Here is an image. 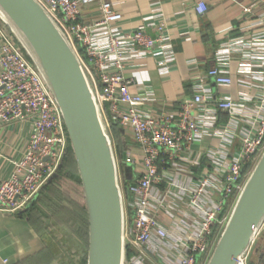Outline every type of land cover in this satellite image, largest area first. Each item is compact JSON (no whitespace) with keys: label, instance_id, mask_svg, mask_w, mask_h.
Listing matches in <instances>:
<instances>
[{"label":"built area","instance_id":"built-area-1","mask_svg":"<svg viewBox=\"0 0 264 264\" xmlns=\"http://www.w3.org/2000/svg\"><path fill=\"white\" fill-rule=\"evenodd\" d=\"M38 1L73 45L107 127L114 122L130 130L135 141L124 160L131 167L130 180L125 181L121 174L115 153L125 246L134 250L127 264H150L156 255L163 256L166 264H207L264 153V35H254L242 52L251 60L249 71L259 69L255 95H245L241 103L231 96L216 98L206 79L212 77L218 85L227 86L234 79L227 70L215 66L194 73V96L179 110L163 108L153 116L147 113L152 104L125 69L128 57H138L136 50H142L158 57L161 73L170 72L176 53L166 22L156 24V35L152 36L144 29L121 30L116 24L122 14L108 1ZM97 2L99 18L81 19L83 8ZM196 10L204 14L208 6L200 2ZM0 38V124L29 120L32 125L25 153L15 162L11 176L0 183V210L15 214L24 211L58 172L70 139L60 105L46 80L1 23ZM224 113L227 119L221 122ZM209 136L218 137L221 144L207 152L211 166L198 173L205 154L197 146ZM236 138L240 139L239 147L231 152ZM176 205L186 218L169 230L162 217L170 215ZM217 225L219 232L213 236ZM263 229L264 221L237 264H250Z\"/></svg>","mask_w":264,"mask_h":264},{"label":"crops","instance_id":"crops-1","mask_svg":"<svg viewBox=\"0 0 264 264\" xmlns=\"http://www.w3.org/2000/svg\"><path fill=\"white\" fill-rule=\"evenodd\" d=\"M104 1L111 2L114 9L122 14V19L116 26L123 31L144 29L155 36V25L162 20L167 24V33L172 38L176 53V61L170 72L161 73L157 65L158 57L147 51L136 50L139 56H129L126 63V75L137 80L138 89L152 104L147 107V113L156 116L163 108L179 110L183 102L194 96V73H204L215 66L227 70L234 79L230 86L218 85L212 77L206 79L216 98L231 96L237 103H241L245 95L257 93V86L260 84L259 69L250 72L251 60L244 57L242 52L254 35H264V24L260 23V20H264V3L259 0ZM200 2L208 6L204 14L196 10ZM246 7H251L252 11L246 12ZM99 16L97 2L83 8L81 19L92 21ZM238 39L244 44L239 45ZM1 42L0 38V46ZM165 104L167 105L164 106ZM226 119L227 115L222 114L221 122ZM110 129L113 133L111 127ZM31 130L29 120L0 124V183L11 176L15 162L25 153ZM127 131L133 138L131 131L122 127L118 136L126 139V146L121 150V161H124L126 150L135 146V143H128ZM239 143L240 139L236 138L231 152L239 147ZM220 144L218 137L209 136L197 146L205 154L204 164L197 169L198 173L204 167L211 166L206 154ZM178 209L176 205L170 215L162 217L169 230H174L179 220L186 218ZM45 248L43 238L26 217L20 213L0 210V264H34L30 260ZM151 260L150 264H166L163 256L156 255ZM250 264H264V229L257 238Z\"/></svg>","mask_w":264,"mask_h":264},{"label":"water","instance_id":"water-1","mask_svg":"<svg viewBox=\"0 0 264 264\" xmlns=\"http://www.w3.org/2000/svg\"><path fill=\"white\" fill-rule=\"evenodd\" d=\"M0 13L18 41L27 45L34 65L62 110L88 208L87 264H127L124 205L115 151L91 82L73 45L38 0H0ZM124 172L131 179V167L126 166ZM263 221L264 153L207 264H237Z\"/></svg>","mask_w":264,"mask_h":264},{"label":"rangeland","instance_id":"rangeland-1","mask_svg":"<svg viewBox=\"0 0 264 264\" xmlns=\"http://www.w3.org/2000/svg\"><path fill=\"white\" fill-rule=\"evenodd\" d=\"M4 19L5 18H3L0 13V22H2L14 36L26 58L34 64L27 45L23 40V43L18 41L9 24L3 21ZM109 131H111V129ZM110 135L114 151L118 156L121 174L125 176V161H121L120 155L121 150L126 146V139L117 137L111 132ZM126 138L128 143H135L128 131ZM69 159H71V163L73 164L72 168L74 173H79L77 162L75 165L72 156H70ZM125 159L126 156L124 157V160ZM65 161L62 165V169L63 166H66ZM69 168L68 164L67 169ZM65 170L66 169H63V171L60 170V172H57V174L43 187L37 194L34 202L27 207V212L29 216L31 214V217L37 218V221L34 223L35 228L39 227L42 229L43 240L45 244L53 250L58 264H87L89 253V215L85 192L82 182L79 183L72 177H69L70 173L68 170ZM128 180L130 179H127V181ZM214 197L216 199L219 198L218 195ZM34 205L36 207L32 210ZM85 208L88 216L85 213ZM25 215L27 216V213H25ZM82 236L84 239L86 238V241L83 240Z\"/></svg>","mask_w":264,"mask_h":264},{"label":"trees","instance_id":"trees-1","mask_svg":"<svg viewBox=\"0 0 264 264\" xmlns=\"http://www.w3.org/2000/svg\"><path fill=\"white\" fill-rule=\"evenodd\" d=\"M111 128H112V131H113V133L118 137V136H120V129H121V126L120 125H118V124H116V123H112V125H111ZM70 156H72V159L74 160L73 162L75 163V165H76V159L74 158L75 156H74V153H73V150H72V146H71V143H70V141H69V147H68V152H67V154H66V156L64 157V160H63V163H64V161L66 162V166H63V169H66V170H68V172L70 173V176L69 177H72L74 180H76L77 182H79V183H81L82 181H81V177H80V175H79V173H74V170H73V164L71 163V159H69V157ZM63 163H62V165H63ZM68 164H69V169H67L68 168ZM62 165H61V167L59 168V170H58V172H60V170H62L63 171V169H62ZM66 167V168H65ZM65 170V171H66ZM127 179V178H126ZM45 186V185H44ZM43 186V187H44ZM43 189V188H42ZM41 189V190H42ZM40 190V191H41ZM35 200V199H34ZM34 200L31 202V203H33L34 202ZM35 205H34V207H32V210H34L35 209ZM28 208H26L24 211H22V212H20V214L22 215V216H24V217H26L27 219H28V221L30 222V224L32 225V227L35 229V231L43 238V236H42V229L41 228H35V222L37 221V218H33V216L31 217V214H30V216H29V214H28V210H27ZM228 209V208H227ZM226 209V210H227ZM25 213H27V216L25 215ZM85 213H86V215H87V210H86V208H85ZM88 216V215H87ZM87 224H88V218H87ZM218 232H219V226L217 225L216 227H214V229H213V236H216L217 234H218ZM82 235H83V233H82ZM84 237H85V235H84ZM82 238H83V236H82ZM86 239V238H85ZM84 238H83V240H85ZM86 241V240H85ZM87 241H88V238H87ZM134 253V250L132 249V248H128L127 249V257H130L132 254ZM31 263H34V264H58L57 263V259L55 258V255H54V253H53V250L48 246V245H46V248H45V250L42 252V253H40L38 256H36V257H34V258H32L31 260Z\"/></svg>","mask_w":264,"mask_h":264}]
</instances>
